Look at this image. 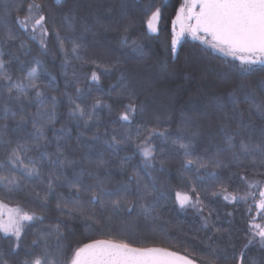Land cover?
<instances>
[{
    "label": "trees",
    "instance_id": "obj_1",
    "mask_svg": "<svg viewBox=\"0 0 264 264\" xmlns=\"http://www.w3.org/2000/svg\"><path fill=\"white\" fill-rule=\"evenodd\" d=\"M29 2L31 0H0V20L7 16L10 26L20 34L19 40L11 46V50L16 51L21 60L30 66H35L30 62L33 61V57H38L44 62L47 72L56 78L52 86L45 87L51 76L45 72L40 76L45 93L49 96L55 95L60 100L56 121L47 126L46 135L51 140L54 130L58 132L62 127L68 130L58 134L66 138L61 144H67L65 155L69 159L80 160L86 152L95 159L97 152L103 151L105 158L110 161L108 168L115 183L127 180L133 172V165H141L142 157L136 151L135 143H139L143 135L138 139L135 135L136 129L140 128L143 131L144 127L148 129L158 127L159 131L169 134V139L167 141L160 137L152 139L153 145L157 148V168H159V160L164 158L167 170L153 171V175L159 184L165 185L169 199L159 209V220H145L135 214L129 216L122 212L113 215L109 222L107 216L110 213L105 212V221L97 225L81 216L61 215L56 208L55 197H49L47 206L42 208L32 194L35 190L43 195L45 185L40 181L23 180L22 183L26 187L11 195L0 185V202L4 205L15 206L29 212L35 211L44 217L42 222L34 221L26 224L19 255H8L9 238L0 232V254H4L10 264H20L23 259L30 258L25 256V252L32 241L37 239L39 233L52 231L59 222L60 232L63 233L60 243L65 248L64 257L56 254L55 231L47 237V245L60 260L70 256L80 245L95 239L112 238L124 240L135 247H165L195 260L197 264H253V261L256 264H264V248L260 247L256 237L253 244L244 247L254 235L255 228L251 223H254L252 221L255 217L260 216L257 225L264 227V211L253 204L260 199L259 191L264 189V166H261L258 158H255V165L250 161H246L241 166L231 162L227 168L217 169L219 180H211L207 177L197 180L193 173L182 172L183 152L172 144V139L178 131L183 132L185 136L199 131L200 135L193 139L197 154L203 155L218 120L215 97L229 91L239 82L237 75L228 67L231 59L218 55L200 41L184 37L173 54L171 23L183 0H67V3L61 0L60 4H57L56 0H36L37 3L44 5L46 11L51 10V14L55 16V28L60 31L61 37L71 35L78 39L82 44L80 54L89 61L85 63L84 60L74 59L70 52L71 44L65 41V48L69 50L70 64L67 68V76L64 75L65 70L61 67L63 54L59 52L55 37L47 38L49 54L44 55L38 40H32L14 23L16 15L21 17L26 15V6ZM21 4L24 10L17 13L14 9ZM122 4L126 6L123 11ZM73 5L77 19L71 20L73 13H69V20H65L63 14ZM148 5L152 7L149 8ZM109 7L111 11L108 10ZM156 8L161 9V19L157 25V32L150 33L146 21ZM8 12L11 14L9 15ZM84 18L89 25L87 32H84L82 27ZM129 24L131 27L125 32L124 27ZM52 27V22L49 21L50 31ZM2 34L3 28L0 27V35ZM81 34L84 37L82 40L79 39ZM124 35L129 37L130 42L137 41L143 52L134 53L130 47L123 45L121 37ZM20 40L31 49L28 55L18 51ZM8 51L9 47H5V52ZM7 58L6 55L5 59ZM92 59H95L100 67L92 64L90 62ZM117 59L120 63L110 72L105 73L104 65L114 63ZM16 67L14 63L12 68L14 77L19 75ZM93 71L100 76L98 84L90 79ZM73 72L82 90L76 102L81 104L86 112H91V105L97 98L111 105V111L106 107L98 108L94 120L86 128L83 120L69 117L70 105L67 97L63 95L67 91L74 98L77 97L75 87H65V81L73 79ZM121 75L135 93L134 102L145 106V111L136 114L131 126L118 120L119 114L124 110L123 105L129 102L127 94L124 96L117 94L121 91L120 88L112 89ZM260 75L264 73L251 76L249 79L258 80ZM143 84L147 86L143 87ZM36 110L35 105L27 108L29 113H35ZM3 123L5 121L0 120V124ZM7 123H9V136L13 140L12 146H15L17 138L21 136L23 137L21 143H31L27 135V132L32 131L30 123L24 133L11 131L15 127L14 121L10 120ZM126 130L131 131L133 142L122 145L121 151L112 156L111 150L107 149L103 141L114 132L119 137ZM81 132H84V135L80 137L78 144L77 137ZM94 134H99L100 139L94 140L92 138ZM218 142H221L219 137L213 141V143ZM44 150L43 148L34 150L29 155L39 158ZM47 151L50 153L55 151V141L48 146ZM126 156L132 159L128 162L125 171L121 172L120 160ZM4 158L5 149L0 146V161ZM43 172L47 175V161L43 163ZM67 172L71 175L72 169H67ZM140 175L145 182H149V177L142 168ZM185 176L191 177V183L185 181L183 178ZM241 176L247 179H241ZM221 183L229 193L238 197L246 196L247 199L225 201L223 196H213L214 191H219ZM249 184L255 186L250 187ZM192 188H195V192ZM57 191L68 193L66 188ZM176 191L187 192L192 196L193 202L199 196L200 204L181 209L175 202ZM95 211L100 215L99 208ZM43 246L44 241L41 240L40 248H35L34 251L39 252ZM241 252L245 253L243 258Z\"/></svg>",
    "mask_w": 264,
    "mask_h": 264
},
{
    "label": "snow or ice",
    "instance_id": "obj_2",
    "mask_svg": "<svg viewBox=\"0 0 264 264\" xmlns=\"http://www.w3.org/2000/svg\"><path fill=\"white\" fill-rule=\"evenodd\" d=\"M64 2L67 3V0ZM56 3L60 4L61 0H56ZM125 7L122 4L121 10L123 11ZM74 8L75 5L69 7L63 14L65 20H69V13H73L71 20L77 19ZM14 10L19 13L24 10V6L21 4ZM108 10L111 11V7ZM6 11H8L7 6ZM8 14L10 15L11 12ZM160 19L161 9L156 8L146 21L150 33L157 32ZM49 21L53 26L51 31ZM14 23L32 40H38L44 55L49 54L47 38L55 37L59 52L63 54L61 67L65 70V76L70 66L69 50L65 48V41L71 44L70 52L74 59L89 62L80 54L82 44L78 42V39L71 35L61 37L60 31L55 28V16L51 14V10L46 11L44 5L37 3L36 0L27 3L26 15L23 17L16 15ZM172 23L173 54L181 37L185 34L190 35L213 51L225 57H231L228 67L239 78V82L229 91L215 97L218 120L203 155L197 154L193 139L200 135L199 131L191 132L190 136H185L183 132L178 131L172 139V144L178 146V149L183 152L182 172L193 173L197 180H203L206 177L219 180L216 170L227 168L231 162L241 166L246 161H250L255 165V158H258L261 166H264V75H260L258 80L249 79L251 76L264 73V0H183ZM0 27L3 28V34L0 35V120L5 121L0 124V146L5 149V158L0 161V185L3 189L11 195L26 187L22 183L23 180L40 181L45 185L43 195L35 190L32 194L42 208L47 206L49 197H55L56 208L61 215L81 216L97 225L105 221V212L110 213L107 216L109 222L113 215H119L122 212L129 216L135 214L145 220H159V209L169 199V193L165 190V185L158 183L153 171L164 172L167 167L164 158H161L157 168V148L153 145L152 139L160 137L167 141L169 134L159 131L158 127L151 129L144 127L143 131L140 128L136 129L135 135L138 139L143 135V139L135 143L136 151L142 157L141 165L132 166L133 172L127 180L115 183L112 181L108 168L110 161L105 158L103 151H98L95 159L88 152L80 160L69 159L65 155L67 144H61V141L66 138L58 134L68 130L63 127L58 132L54 130L51 140L46 135L47 126L56 121L60 100L55 95L49 96L45 93L40 76L42 72L51 76L45 87L54 84L55 76L47 72L44 62L38 57H33L30 63H34L35 66H30L21 60L16 51L11 50V46L19 40L20 34L10 26L7 16L0 20ZM82 27L84 32L89 30L86 18L82 20ZM130 27V24L125 25L124 31L127 32ZM83 38L81 34L79 39ZM121 43L130 47L134 53L143 52L141 45L135 40L130 42L127 35L121 37ZM5 47H9L7 53ZM18 51L28 55L31 49H28L25 42L20 40ZM6 55L7 59H5ZM90 62L100 67L95 59ZM14 63L19 73L15 77L12 74ZM119 63L120 60L117 59L114 63L105 64L103 71L108 73ZM90 79L98 84L100 76L93 71ZM70 86L75 87L77 97L74 98L67 91L63 93L70 105L68 115L71 118L83 120L85 128L94 120L98 108L106 107L111 111V105L102 102L99 98L91 105V112H86L85 108L76 102L82 90L79 87V81L75 79V72H73L72 80L65 81V87ZM116 88L121 89L118 95L127 94L129 99V102L123 105L124 110L119 114L118 120L131 126L136 114L145 111V106L134 102L135 93L128 87L123 75L117 84L112 86L113 90ZM31 105L36 106L35 113L27 112V108ZM10 120L15 122V127L11 129L14 133H24L27 125L29 123L32 125V131L27 132L31 143H21L20 140L23 138L21 136L17 138L15 146H12L13 140L9 136V123H7ZM83 135L84 132L78 135V144ZM105 136L107 137V133ZM217 137L221 142L213 143ZM92 138L99 140L100 136L94 134ZM53 141H55V151L50 153L47 148ZM129 142H133L130 130H126L119 137L114 132L103 141L107 149L111 150L112 156L117 155L121 151V146ZM41 148L45 150L40 153L39 158L29 155ZM160 151L162 152L163 149ZM131 159L132 157L126 156L120 160L121 172L125 171ZM44 161L48 164L47 175L43 172ZM141 168L149 177V182L142 179ZM67 169H72L71 175L68 174ZM183 178L187 183H191V177ZM241 179L247 178L241 176ZM249 186L255 185L249 184ZM61 188L68 189V193L57 191ZM192 191L195 192V188H192ZM212 195L223 196L225 201L247 199L246 196L238 197L229 193L222 183L219 185V191H214ZM174 196L175 202L181 209L189 206L196 207L200 204L199 196L193 202L192 196L187 192L176 191ZM84 197L87 198L84 199ZM259 197L256 207L264 211V189L259 191ZM96 208H99L100 215H97ZM5 211L7 218H5ZM43 219L44 217L35 211L7 208L0 202V232L9 238L8 255H19L26 224L34 221L42 222ZM205 227H207V221H205ZM255 228L257 231L248 240L245 248L253 244L257 236L260 247L264 248V227L255 225ZM52 231L57 234L56 254L64 257L65 248L60 243L63 233L60 232L59 222ZM52 231L39 233L37 239L32 241L25 252V256L30 258L23 259L20 264H197L195 260L165 247H135L124 240L112 238L95 239L80 245L72 251L70 256L60 260L47 245V237L52 235ZM41 240L44 241L43 248L39 252L34 251L35 248H40ZM244 256L245 253L241 252V257ZM0 264H10L4 254H0ZM253 264L256 262L253 261Z\"/></svg>",
    "mask_w": 264,
    "mask_h": 264
},
{
    "label": "rangeland",
    "instance_id": "obj_3",
    "mask_svg": "<svg viewBox=\"0 0 264 264\" xmlns=\"http://www.w3.org/2000/svg\"><path fill=\"white\" fill-rule=\"evenodd\" d=\"M182 3H183V2H182ZM181 5H182V4H181ZM179 8H180V7H179ZM174 19H175V18H174ZM174 19H173V20H174ZM173 20H172V22H173ZM171 27H172V36H173V23H171ZM178 30H179V29H178V26H177V31H178ZM172 36H171V37H172ZM184 37H190L191 39H193L190 35L185 34V36L181 37V39L179 40V42H180ZM193 40H194V39H193ZM195 41L198 42L199 40H195ZM179 42H178V43H179ZM177 45H178V44H177ZM203 45H204V44H203ZM204 46L207 47V48H210V47H208V46H206V45H204ZM210 49H211V48H210ZM176 50H177V46H176ZM211 50H212V49H211ZM212 51H213V50H212ZM213 52H215V51H213ZM215 53H217L218 55H222V54H220V53H218V52H215ZM222 56H223V55H222ZM224 57H225V56H224ZM227 58H230V59H231V57H227ZM158 78H160V77L158 76ZM147 83H148V82H147ZM144 86H147V84H143V87H144ZM6 207H7V208H12V209L17 208V207H15V206H14V207H11V206H8V205H6ZM5 218H7V212H6V211H5ZM251 225L254 226V228H255V225H256V224L251 223ZM256 231H257V229L255 228L254 233H255ZM256 239L259 241V237H258V236L256 237Z\"/></svg>",
    "mask_w": 264,
    "mask_h": 264
},
{
    "label": "flooded vegetation",
    "instance_id": "obj_4",
    "mask_svg": "<svg viewBox=\"0 0 264 264\" xmlns=\"http://www.w3.org/2000/svg\"><path fill=\"white\" fill-rule=\"evenodd\" d=\"M257 201H259V200H256L253 204H256ZM259 219H260V216L259 217H255V219L252 221V222H254L253 224L257 225Z\"/></svg>",
    "mask_w": 264,
    "mask_h": 264
},
{
    "label": "water",
    "instance_id": "obj_5",
    "mask_svg": "<svg viewBox=\"0 0 264 264\" xmlns=\"http://www.w3.org/2000/svg\"><path fill=\"white\" fill-rule=\"evenodd\" d=\"M181 255V254H180Z\"/></svg>",
    "mask_w": 264,
    "mask_h": 264
}]
</instances>
